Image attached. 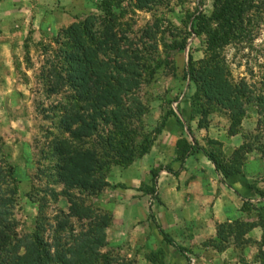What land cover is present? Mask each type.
I'll use <instances>...</instances> for the list:
<instances>
[{"label": "rangeland", "instance_id": "1", "mask_svg": "<svg viewBox=\"0 0 264 264\" xmlns=\"http://www.w3.org/2000/svg\"><path fill=\"white\" fill-rule=\"evenodd\" d=\"M46 1L40 0L47 4L48 10L55 7L52 0ZM102 1L96 3L93 11L77 17L76 21L89 16L104 17V7H100ZM3 2L5 0H0V4ZM37 3L33 0L34 6L40 5ZM254 4L255 7L244 15L242 36L209 52L204 37L197 36L193 27L197 24L195 17L213 14L214 0H162L147 8H138L134 0H111L109 5L115 16L113 30L117 52L100 53L99 66L109 77L123 80L130 73L120 69L119 64L131 58L140 77L135 87H122L121 105L109 106L107 111L109 116L114 111L136 131L138 141L148 140L149 150L145 155L159 145L162 131L158 134L157 129L165 118L197 120L198 126L201 120H206L203 128L214 120L230 125L231 111L224 106H205L202 100H196L193 105L191 97L196 87L186 76L190 55L196 68L213 55L225 68L234 86L245 84L249 87L253 99L247 106L244 120H259L256 131L251 133L255 139L249 142L256 147L264 144V105L258 103V99L264 97V0H254ZM37 10L33 8V29L26 38L25 54L27 68L33 69L32 77H25L32 86V103H28L25 110L13 113L17 120H1L0 117V231L10 235L8 243L0 250V264H13L15 258L24 254L26 242L35 234L43 237L47 249H51L53 254L56 250L66 251L79 244L91 231L96 217L110 219L107 235L113 223L111 209L118 200L116 192L129 187L130 176L137 173L132 167L145 156L136 158L127 167L109 166L105 177L108 186L96 194L83 191L79 186L68 187L60 179L55 169L58 161L54 151L56 141L66 140L78 149L98 152L99 139L107 137L114 129L111 124L100 121L102 118L94 114L90 103L78 102L68 85L54 94L49 91L47 63L49 60L62 63V42L57 43L56 40L67 27L57 35L39 34L34 29V15L42 14ZM120 52L121 57H118ZM78 103L84 106V120L94 117L99 122L98 131L88 136L89 139L75 140L71 137L78 124L68 131L63 125V120L73 118L68 109ZM196 104L207 108L205 116L201 115L202 109ZM210 142L207 143L210 152L218 148L219 151L214 153L221 158L227 157L219 145ZM158 172L153 168L149 178L141 177L143 190L146 191L154 182L156 184ZM82 211L85 213L79 214ZM7 224L9 227L5 228ZM218 225L214 237L197 243L192 238L181 245L184 253H178L163 242L161 244L152 230L148 231L147 243L135 247L125 244L113 247L107 240L104 247L97 248L99 255H104L100 264H262V240L247 237L253 229L243 240L230 238L225 244L217 239ZM211 240L220 250L209 246ZM148 256L153 261H149Z\"/></svg>", "mask_w": 264, "mask_h": 264}, {"label": "trees", "instance_id": "2", "mask_svg": "<svg viewBox=\"0 0 264 264\" xmlns=\"http://www.w3.org/2000/svg\"><path fill=\"white\" fill-rule=\"evenodd\" d=\"M138 8H147L151 5L159 4L162 0H134ZM111 0H104L100 7H104V17L89 16L85 20L76 21L69 27L63 29L57 37V43H61L60 50L62 63L56 60H49L46 71L49 91L57 93L66 85L71 87L75 93V99L78 102L90 103L95 115L102 118L105 124L113 126V133L98 141L100 151L82 150L74 147L66 140H58L54 144L55 155L58 161L55 169L60 179L68 187L79 186L83 191L98 193L108 186L106 175L109 166L117 165L127 167L132 164L136 158L142 157L149 150L147 139L137 140V132L129 128L119 116L110 112L108 107L112 105H121V89L125 85L133 88L138 83L140 77L138 68L131 58L128 62H120L119 68L130 73L126 79L109 77L99 66L100 53L115 52L116 36L113 30L115 26L114 14L111 12ZM254 0H214L215 10L210 17L199 15L195 17L197 21L195 28L197 36H202L208 46V51L214 52L220 47L238 40L244 32V15L254 6ZM120 51V50H119ZM117 52V51H116ZM118 57H121V52ZM186 76L190 83L196 87L191 100L203 101V105L211 106L217 104L224 106L231 111V120L228 128L230 136L237 135L244 118L246 117L247 106L252 103L253 94L245 84L234 86L228 79L225 68L219 64L217 58L210 55L204 64L196 68L193 64L192 55L189 56V64ZM260 105H264V97L258 99ZM201 108V115H206V109L201 104H196ZM84 106L81 103L68 109V114L72 120H63L64 127L70 130L73 126L79 125L71 133L75 140L89 139L88 136L97 132L99 122L92 117L91 120H84L82 114ZM171 115H175L171 112ZM178 119V117L176 116ZM166 120L157 129L160 134L166 125ZM110 121V122H108ZM206 120H201L199 127H206ZM90 130L88 132V130ZM188 132L192 135L190 128ZM255 139V136L248 134L244 136V143L234 150L231 156L221 158L214 152H210L199 146L197 140L193 139L194 145L183 138L179 140L178 155L181 159L186 158L195 147L202 151L209 160L215 165V168L225 178L240 175L249 153L254 149V145L249 140ZM211 144L221 146L217 141H211ZM264 159V144L256 147ZM153 200L157 199V188L155 182L149 189ZM264 198V193L261 194ZM250 205L245 203V208ZM74 210V209H73ZM85 211L80 212L83 214ZM150 217L156 224L160 235L165 243L175 247L178 252L184 253V249L179 247L173 238L166 233L157 223L153 214V204L150 206ZM96 223L91 231L85 235L76 246L64 251L56 250L53 254L51 249H47L43 237L35 234L31 240L25 244V252L13 260V264H100L104 255H99L97 248L104 247L107 244L106 229L109 226L110 219L106 216L96 217ZM9 224L5 226L8 228ZM261 227L263 229V238L260 243V255L264 264V221L259 215L258 222L251 224L243 221H234L232 223H222L218 225L217 239L227 243L230 238L243 240L244 236L254 229ZM10 235L0 231V250L8 243ZM211 240V245L220 250V247ZM153 261L150 256L147 258ZM128 264V263H125Z\"/></svg>", "mask_w": 264, "mask_h": 264}, {"label": "crops", "instance_id": "3", "mask_svg": "<svg viewBox=\"0 0 264 264\" xmlns=\"http://www.w3.org/2000/svg\"><path fill=\"white\" fill-rule=\"evenodd\" d=\"M37 1L39 6H34L33 0H5L0 4V12L3 13L0 15L1 120H17L13 113L25 110L27 104L32 103V86L25 77H32L33 69L27 68L25 54L26 38L33 29V8L42 14L34 15L36 32L57 35L62 28L73 24L77 17L93 11L100 0H52L55 7L49 10L47 4ZM258 121L243 120L240 132L230 136L227 133L229 124L219 120L212 121L207 128H199L197 120H167L159 145L134 164L132 169L137 173L132 172L136 174L130 176L129 187L116 192L118 200L111 209L113 223L107 231L110 245H143L147 243L150 230L161 244H167L150 217V206L154 201L150 188L148 191L141 188V177L149 178L153 168L159 170L156 182L158 197L153 204V214L179 247L192 238L197 243L214 237L217 224L237 220L257 222L259 215L264 221V198H261L264 193V159L256 146L247 156L243 173L230 178L218 172L196 147L184 159L178 155L177 147L183 138L192 145L195 139L200 147L209 151L207 143L213 140L221 143L218 147L229 157L244 143L245 135L256 131ZM213 151L217 153L219 150L215 148ZM247 202L250 205L245 208ZM247 237L261 241L263 229L255 227Z\"/></svg>", "mask_w": 264, "mask_h": 264}]
</instances>
